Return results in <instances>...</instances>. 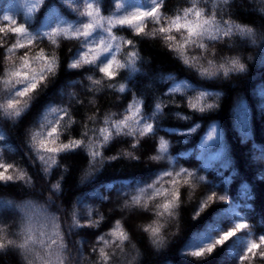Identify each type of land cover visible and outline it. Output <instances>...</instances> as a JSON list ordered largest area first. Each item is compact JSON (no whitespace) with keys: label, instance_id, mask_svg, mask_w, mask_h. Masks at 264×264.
<instances>
[{"label":"trees","instance_id":"obj_1","mask_svg":"<svg viewBox=\"0 0 264 264\" xmlns=\"http://www.w3.org/2000/svg\"><path fill=\"white\" fill-rule=\"evenodd\" d=\"M192 2L164 0L162 13L170 19L191 7ZM32 3L33 0H0V26L4 23L2 16L8 14L20 23L34 26L31 30H50L43 26L48 23L57 26V17L65 21L61 27H76L90 19L82 15L87 3H93L94 7L98 3L103 27H98L89 37L93 41L89 59L101 53L97 63L114 55L117 62L128 65L133 59L132 53L135 58L133 67L120 68L110 80L95 64L69 67L80 52L88 50L83 46V38L60 37L56 44L43 39L29 49H19L13 54L17 65L19 57L27 52L32 66L39 68L41 62L35 57L43 49L45 55L55 56L57 67L55 75L48 77L32 94V99L22 100L18 106L21 114L17 117L9 116L4 110L9 93L3 84L5 70L11 68L5 58V48L15 37L9 35L7 43L0 47V163L14 166L6 175L16 177L23 173L24 176L0 181V237L15 241V246L0 249V264H46L50 257V264H57L58 253L63 256L64 264H103L100 248L109 256L107 264H239L233 251L239 252L243 243L264 234V159H260L264 153V0H227V3L196 0L206 17L214 15L221 25L228 21L250 28L251 36L233 30L229 37L206 39L205 49L190 45L186 50H173L179 48L177 42L182 43L181 33H172L176 42L169 48L160 35L152 34L165 21L156 24L147 20L146 35H136L132 27L113 26L112 35L119 41L133 40L134 46L121 42L120 50L113 49L110 53H102L103 45L96 46L101 40L110 39L107 18L146 7L150 0H45L46 8L40 5L29 15ZM68 36L71 37V32ZM233 59L244 64L245 71H230L225 77L219 66L229 67ZM204 69L218 71V74L202 76ZM97 80L99 84L93 83ZM183 84L188 87L184 88ZM175 85H181L180 91L169 93ZM201 91L213 95L199 103H213L214 109L201 113L189 107V102H197ZM160 102H163L162 111L153 115ZM130 105H138L145 116L152 117L148 122L157 129L154 136L139 138L136 149L132 148L131 136L114 135L100 149L101 156L96 161L90 160V149L83 147L59 153L55 156L56 165L51 168L41 161L42 155L52 156L39 150V141L47 138L51 127H58L56 146L71 140L95 144L103 139L99 130L128 115ZM63 110L68 115L61 119ZM213 124L224 134L231 164L223 170V177L217 176L218 161L198 174L206 175L217 185L231 178L226 187L230 194L236 195L234 203L241 205L238 210L249 223L252 235H246L249 230H244L238 234L240 242L234 244V237L212 254L196 258L190 255L194 248L189 247L198 242L194 238L207 235L210 226L211 234L215 235L217 230L230 227L234 218L223 216L219 203L205 209L197 219L193 218L202 194L208 191L203 185L195 193L182 187L179 207L171 216L160 215L161 210L155 208L157 202H163L162 198L149 199L150 192H138L137 187L169 186L167 177L158 176L166 162L151 159L156 155L161 137L168 142L169 153L179 161L177 167L201 169L199 145ZM194 125L199 128L190 136L170 134V129L184 132ZM216 151L218 148L209 142L206 155H214ZM129 152L138 159L125 155ZM185 153L187 155H183ZM244 185L251 193L250 199L241 194ZM122 192L127 193V197L118 195ZM132 196H139L141 205L131 203ZM126 200L129 201L127 207ZM29 219L33 239L37 242H29L26 248H21L19 245L28 239ZM118 221L119 230L128 237L122 244L110 235ZM74 222L84 226L74 228ZM152 228H159L155 237ZM101 236L104 240L98 239ZM104 241H108L107 245ZM253 264H264V261L256 259Z\"/></svg>","mask_w":264,"mask_h":264},{"label":"snow or ice","instance_id":"obj_2","mask_svg":"<svg viewBox=\"0 0 264 264\" xmlns=\"http://www.w3.org/2000/svg\"><path fill=\"white\" fill-rule=\"evenodd\" d=\"M70 2V0H69ZM227 3V0H224ZM44 5L47 7L45 0H33L32 6L28 8V14L36 10V8ZM120 5H117L119 8ZM164 7V0H150V4L146 7H137L135 11H131L126 15H116L114 17H109L106 20L108 25L107 32L110 39L105 41L101 40L99 45H103L102 53H110L115 49V51L120 50V43H126L129 46H134L133 40L119 41L118 38L111 33V29L115 25L128 26L132 27L135 30L136 35L147 34L145 33V22L151 20L156 24H160L162 20L165 21L158 29H154L153 35H160L165 42L168 43L169 48H172L173 42H176V36L172 33H181V41L179 43L178 49L173 50H186L190 45L200 47L205 49L206 45L204 41L207 40H218L222 37L231 36L233 30L239 31L244 35H253L252 29L250 28H241L238 25L224 21L223 25L215 19V16L206 17L204 15V10L197 6L196 0H193L192 6L184 9L182 13L177 14L172 18H167L163 15L162 9ZM89 17L88 22L82 23L80 26H69L68 28L61 27L65 23L60 18H56L55 27L52 26V23H48L43 26V29H33L34 26L25 23H20L12 15L4 14L2 16L3 26H0V47H3L7 43V38L9 35L15 37V41L8 47L5 48V58L10 62L11 68L6 69L3 78V84L8 90L9 96L4 106V110L9 116L15 115L20 116L21 111L19 105L22 103V100L25 98L32 99V94L37 92V89L40 88L42 84L48 79L49 76H54L56 72V58L55 56L45 55L44 50L36 54L35 59L41 62L39 68L33 67V61L30 59L27 52L24 55L19 57V65L16 64V61L13 59V54H15L19 49H29L32 45L38 43L43 39H48L52 44L57 43V39L60 37L65 38H83L84 45L87 47V51L80 52L78 57L69 64V67L72 69L79 68L82 64H95L100 73H103L104 76L108 79H114L117 75V72L120 68L123 67H133L135 53H132L131 56L133 59L129 62L128 65L120 64L115 60V56L107 59L105 61H99V56L101 53H96L89 59L90 53L93 51V41L89 40V37L93 35V32L98 27H103L102 19L99 16V5L97 3L96 7L93 6V3H87L86 11L82 13ZM71 32V37L68 36ZM185 63H188V60H185ZM115 65V68H114ZM220 69L223 70V75L228 76L229 72H244L245 65L240 63L238 60L233 59L230 61V66L225 67L221 64ZM218 74V71L210 72L208 69H204L201 72L202 76H215ZM91 80V77H88ZM95 84H99L100 81H93ZM184 88H187V84H183ZM181 85H175L169 89V93L179 92ZM120 91H124V86L121 85ZM169 93H165L168 95ZM213 94L207 91H201L197 97V102H189V107L194 111H199L201 113L214 109L216 107L213 103L200 104L199 101L203 100L208 96ZM162 103H157L155 106V112L159 113L162 111ZM243 107V105H241ZM134 108V110H133ZM129 113L125 115L123 119L119 121L112 122L110 126L101 128L100 135L102 136V141H99L95 144L89 142L85 144L83 140H71L68 143H62L59 146L57 145V140L59 139L58 127L53 126L47 132V138L41 139L39 141V150L52 154V156L46 158L45 156H40L41 161L44 164L51 168L53 165H56L55 156L61 152H70L74 151L77 148L90 149L89 157L91 161H96L98 157L101 156L100 149L103 148L107 143L113 138V136H131L134 140L132 148L136 149L140 144V139L143 137L154 136L157 129L154 127L153 123L148 121L152 117L145 116L138 105H130L127 110ZM64 115H68L66 110H63L61 119ZM179 116V113H177ZM187 119V117H181ZM59 124V121H57ZM105 124L108 125L109 122L106 120ZM199 125H194L184 132H177L175 129H170V134H180L184 136H190L197 131ZM209 142L212 143L215 147L218 148V151L214 155L208 156L207 146ZM200 156L199 159L203 161L201 169H189L183 166L177 167L179 161L174 158L169 153V144L162 137L158 141V147L156 149V155L152 156V160L156 161H165L166 166H164L161 171L158 173L160 178L167 177V188H157L154 185H148L146 188L137 187L138 192H150L149 199H158L162 198L163 202H157L155 208L161 210L160 215L167 213L169 216L172 215L174 210L179 207L181 201V188L186 187L192 193H195L197 188L200 185H203L208 189L201 196V201L198 206V209L195 213L194 219H197L201 212L205 209H209L211 205L220 204L222 211L220 212L223 216H231L234 218L233 224L225 230H217V234L212 235V226H210L209 233L207 235L200 234L194 238V241H198L189 247H193L194 250L191 251L190 255L196 258H202L206 255L212 254L218 246H224L226 242L236 238L234 244L241 241V237L238 235L244 230H249L246 235L251 236L250 225L247 220L241 216L240 211L238 210L241 205L234 203L236 195L234 193L230 194L229 189L226 187L227 184L231 182V178H225L222 182L217 185L216 183L209 181L206 175H199L198 172L203 169H208L212 166V162H219V170L217 171V176H224V169L230 167L231 160L227 155V148L224 142V134L219 129L218 125L213 124L210 130L207 132L205 137L202 139L200 145ZM132 159H138L132 155L131 152L125 153ZM183 155H187L186 153ZM112 159H116L113 157ZM260 159H264V153L261 154ZM50 161V162H49ZM185 163H190V161H185ZM14 166L12 164L0 163V169H3V172H0V181L8 182L13 181L14 179H23V173L19 176L14 177L13 175H6L9 169H12ZM59 186H56L58 190ZM222 189L218 191L217 189ZM245 199L251 198V193L248 191L247 185H244L241 193ZM118 195H124L127 197V193H118ZM131 203L135 205H141V200L139 196H132ZM129 205V201H125V206ZM248 205H245L247 207ZM147 210V205H144ZM95 223V222H91ZM84 225H80L77 222H74L72 227L80 228ZM146 231L148 229H145ZM26 231L28 232V239L24 244L19 245L21 248H26L28 243H36L37 241L33 239L32 234V223L29 219L28 224L26 225ZM151 232L155 237L159 233V228H152ZM43 233H41V236ZM111 236L117 238L122 244L123 241L127 240V235L119 230V221L117 222V227L113 229L110 233ZM99 240H104V237H99ZM42 242V241H41ZM107 245L108 241H104ZM158 244L159 240L156 241ZM53 244L56 243L55 240L52 241ZM9 246H15V241L5 237H0V249H5ZM119 246V245H118ZM95 251V249H94ZM233 256H235L239 264H253V261L259 259L264 261V234L259 235L256 239H251L246 243H243V246L240 248L239 252L233 251ZM99 256L103 264H107L109 260L108 254L105 252L104 248L99 249ZM57 264H64V258L59 253L55 257ZM51 257L46 264H50Z\"/></svg>","mask_w":264,"mask_h":264},{"label":"rangeland","instance_id":"obj_3","mask_svg":"<svg viewBox=\"0 0 264 264\" xmlns=\"http://www.w3.org/2000/svg\"><path fill=\"white\" fill-rule=\"evenodd\" d=\"M23 220V218L21 219V221Z\"/></svg>","mask_w":264,"mask_h":264}]
</instances>
